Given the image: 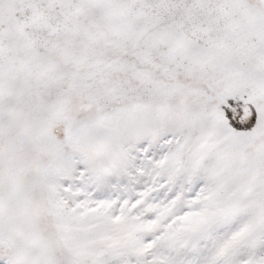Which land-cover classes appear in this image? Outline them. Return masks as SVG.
I'll return each instance as SVG.
<instances>
[{"label": "snow or ice", "instance_id": "obj_1", "mask_svg": "<svg viewBox=\"0 0 264 264\" xmlns=\"http://www.w3.org/2000/svg\"><path fill=\"white\" fill-rule=\"evenodd\" d=\"M0 264H264V0H0Z\"/></svg>", "mask_w": 264, "mask_h": 264}]
</instances>
